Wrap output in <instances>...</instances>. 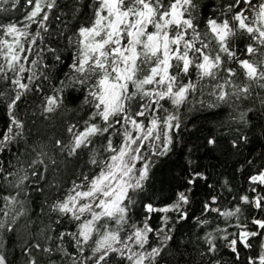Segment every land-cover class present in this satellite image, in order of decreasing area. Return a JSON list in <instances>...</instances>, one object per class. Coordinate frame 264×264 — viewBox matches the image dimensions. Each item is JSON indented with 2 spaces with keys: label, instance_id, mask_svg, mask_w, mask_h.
<instances>
[{
  "label": "snow or ice",
  "instance_id": "6c2138e0",
  "mask_svg": "<svg viewBox=\"0 0 264 264\" xmlns=\"http://www.w3.org/2000/svg\"><path fill=\"white\" fill-rule=\"evenodd\" d=\"M0 264H264V0H0Z\"/></svg>",
  "mask_w": 264,
  "mask_h": 264
},
{
  "label": "trees",
  "instance_id": "16d2710c",
  "mask_svg": "<svg viewBox=\"0 0 264 264\" xmlns=\"http://www.w3.org/2000/svg\"><path fill=\"white\" fill-rule=\"evenodd\" d=\"M193 141H195V137H193ZM201 155L203 154V152L201 151V153H200ZM174 160H176L177 158L176 157H174L173 158ZM204 163H209V160L206 158L205 160H204ZM212 163H216V161H212ZM171 166V163L169 164V167ZM167 169H165V171H166Z\"/></svg>",
  "mask_w": 264,
  "mask_h": 264
}]
</instances>
